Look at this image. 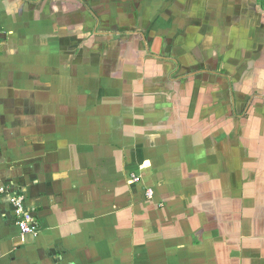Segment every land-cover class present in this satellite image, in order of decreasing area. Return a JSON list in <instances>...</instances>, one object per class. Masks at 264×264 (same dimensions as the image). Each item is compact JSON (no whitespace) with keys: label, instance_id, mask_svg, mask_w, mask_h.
Here are the masks:
<instances>
[{"label":"crops","instance_id":"crops-1","mask_svg":"<svg viewBox=\"0 0 264 264\" xmlns=\"http://www.w3.org/2000/svg\"><path fill=\"white\" fill-rule=\"evenodd\" d=\"M2 186L0 264H264V0H0Z\"/></svg>","mask_w":264,"mask_h":264},{"label":"built area","instance_id":"built-area-1","mask_svg":"<svg viewBox=\"0 0 264 264\" xmlns=\"http://www.w3.org/2000/svg\"><path fill=\"white\" fill-rule=\"evenodd\" d=\"M134 180H137L135 177ZM149 192L147 195L149 196ZM0 196H5L12 207L14 222L19 230L20 237L26 235L35 236L38 232L36 219L30 209L25 206L24 196L15 192L11 186L0 187Z\"/></svg>","mask_w":264,"mask_h":264}]
</instances>
